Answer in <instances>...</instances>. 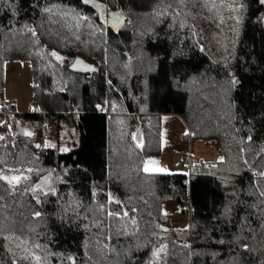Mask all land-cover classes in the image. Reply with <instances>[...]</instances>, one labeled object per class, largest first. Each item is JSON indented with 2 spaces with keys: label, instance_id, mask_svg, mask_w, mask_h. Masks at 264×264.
Masks as SVG:
<instances>
[{
  "label": "trees",
  "instance_id": "obj_1",
  "mask_svg": "<svg viewBox=\"0 0 264 264\" xmlns=\"http://www.w3.org/2000/svg\"><path fill=\"white\" fill-rule=\"evenodd\" d=\"M168 114L221 160L144 172ZM0 264H264V0H0Z\"/></svg>",
  "mask_w": 264,
  "mask_h": 264
},
{
  "label": "rangeland",
  "instance_id": "obj_2",
  "mask_svg": "<svg viewBox=\"0 0 264 264\" xmlns=\"http://www.w3.org/2000/svg\"><path fill=\"white\" fill-rule=\"evenodd\" d=\"M3 96L6 101L13 105L17 114L24 115L34 112L32 78L28 65L17 61L6 63ZM188 135L189 130L179 116L174 114L163 115L160 127L161 153L146 157L143 171L154 174H186L187 170L181 165V160L186 157L183 155L187 154L192 155L194 166L206 163L215 164L221 160L219 150L214 143L191 139L187 137ZM50 136L51 144L58 145L60 154L68 153L78 143V134L75 129L66 124L63 125L60 134H54L52 130ZM3 175L9 176L7 173H3ZM162 213L171 216L177 213L171 218L169 227L174 229L187 227L188 215L185 206L179 207L174 203L165 204Z\"/></svg>",
  "mask_w": 264,
  "mask_h": 264
},
{
  "label": "water",
  "instance_id": "obj_3",
  "mask_svg": "<svg viewBox=\"0 0 264 264\" xmlns=\"http://www.w3.org/2000/svg\"><path fill=\"white\" fill-rule=\"evenodd\" d=\"M116 20H117L116 21L117 23L119 21L123 24L124 18L116 19ZM83 66H84V64H82L78 59H75L74 63L72 64V69L78 70V69L82 68ZM38 147H39V144L36 143L35 148L37 149ZM163 230L166 231L167 228L164 227Z\"/></svg>",
  "mask_w": 264,
  "mask_h": 264
},
{
  "label": "built area",
  "instance_id": "obj_4",
  "mask_svg": "<svg viewBox=\"0 0 264 264\" xmlns=\"http://www.w3.org/2000/svg\"><path fill=\"white\" fill-rule=\"evenodd\" d=\"M101 111H102V110H101ZM188 158H189L188 156L182 158V162H183L185 165H188V164H189V159H188Z\"/></svg>",
  "mask_w": 264,
  "mask_h": 264
}]
</instances>
